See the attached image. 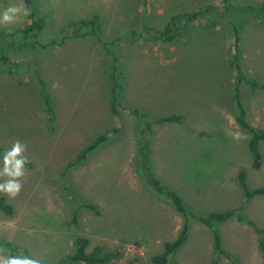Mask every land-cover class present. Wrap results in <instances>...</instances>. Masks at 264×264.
Masks as SVG:
<instances>
[{
	"label": "rangeland",
	"instance_id": "1",
	"mask_svg": "<svg viewBox=\"0 0 264 264\" xmlns=\"http://www.w3.org/2000/svg\"><path fill=\"white\" fill-rule=\"evenodd\" d=\"M35 2L47 19L40 40L56 43L36 50L7 47L6 53L20 63L18 72L0 62V157L16 140L28 145L23 190L14 199L0 193L14 208L13 215L0 209V241L54 262L76 250L78 236H86L89 251L96 245L120 249L114 264L134 258L153 264L165 243L178 238L185 216L149 184L143 170L142 129L151 121L153 172L180 194L188 213V239L169 264L179 258L180 264H212L215 229L224 248L218 262L227 257L229 264H257L264 258V194L246 200L239 181L244 170L250 189L264 187V161L260 169L253 168L251 135L237 121L236 99L238 91L248 121L264 128V88L239 83L229 64L236 25L243 72L264 82V13L234 20L223 16L214 26L200 18L166 41L149 38L145 24L160 28L172 14L208 4L218 5L222 14V0ZM234 3L260 5L264 0ZM21 4L24 0H0V12ZM95 12L101 15L107 45L93 35L67 38L71 21ZM27 23L21 15L14 25L0 28ZM115 54L124 85L118 115L109 100ZM34 69L46 81L55 122L49 120ZM131 108L148 117H137ZM172 114L183 119L155 123ZM114 127L119 131L111 139L81 164L69 166L84 147ZM236 132L243 137L234 140ZM261 151L264 156V143ZM230 210L244 219L217 221L213 228L197 219Z\"/></svg>",
	"mask_w": 264,
	"mask_h": 264
},
{
	"label": "trees",
	"instance_id": "2",
	"mask_svg": "<svg viewBox=\"0 0 264 264\" xmlns=\"http://www.w3.org/2000/svg\"><path fill=\"white\" fill-rule=\"evenodd\" d=\"M144 3H147V0H143ZM222 14H220V8L218 5L208 4L197 11H185L172 14L169 20L160 28L151 27L145 24V29L148 32V37L154 40H166L172 41L175 37L182 34L184 28L187 26L189 22L196 21L200 18H204L211 23L210 25L214 26L217 24L218 19L224 17H229L234 19H239L241 14H245L252 17L251 14L256 12H260V14L264 13V3L260 5L256 4H236L234 0H222ZM24 6L30 9V15L27 16L28 23L22 27L17 29H4L0 28V62L4 63L9 67V71L11 73L16 72L18 68H20V63L14 61L7 53V47H20L28 50H36V49H46L51 44L56 43L54 40L52 43H43L40 40V36L43 30L46 27L47 19L44 15L41 14L40 8L35 0H24ZM237 15V16H236ZM240 23V22H239ZM242 23V22H241ZM71 32L67 34L68 37H86L89 35L95 36L99 41L103 42L104 45H107V42L103 41V28L101 23V15L95 12L88 18H81L77 20H73L70 22ZM238 25V24H237ZM235 40H233L234 51L230 57L229 64L233 69L237 80L239 83L247 82L254 89L256 88H264V82L257 81L255 79H250L246 76L242 69L241 63V37L237 26L235 25ZM66 37V36H65ZM110 72V107L114 114H119V95L120 92L124 91V85L122 82V70L118 66V57L113 55ZM35 71L36 78L39 84V93L46 105V110L48 115L50 116L49 120L51 122H55L56 114L54 112V108L52 105V99L50 92L48 90L47 84L43 76ZM18 72V71H17ZM237 105H238V115L237 121L239 124L250 132L249 139V149L252 156V166L255 169H260L262 167L264 156L261 151V147L264 143V128L256 127L252 123H250L246 116V110L244 105L241 102L238 91L236 94ZM133 114L137 117H148V114L145 112H141L138 108L130 109ZM183 119V115L181 114H172V115H164L155 120V123H164V122H180ZM119 131L117 127L107 130L104 133H101L96 137L94 141L84 147L77 155L76 158L69 163V166H77L81 164L88 156L90 152L95 150L102 143L107 142L111 139V136L116 134ZM154 135L153 123L151 121H147L144 124L142 129V136L144 139L141 141V152H142V167L147 176V180L149 184L158 192L163 193L169 201L174 205V207L185 216V221L183 228L177 239L173 241H169L165 243L164 252L152 257L153 264H169L172 260H174V256L177 253L178 249L184 244V242L188 239V223L186 220L188 219V213L186 206L184 204L183 198L180 194L174 189L170 188L166 184H164L153 172V169L150 164V156H151V148H152V140L150 138ZM147 137V140L145 139ZM2 149L0 148V152ZM239 181L241 186L244 189L245 199L249 200L258 194H264V187L250 189L247 185L246 173L244 170H240L239 172ZM86 206L93 208L91 204H87ZM0 209L8 215H13L14 208L8 203L7 199L4 196H0ZM243 218L244 216L236 213L234 210L225 211V212H212L207 216H198L197 219L202 223L210 227H214L215 222L217 221H225L230 218ZM77 220V212H75L73 217V222L76 223ZM251 223V221H248ZM262 229H259L261 231ZM215 241V256L212 264H218L219 253L224 252V248L222 245V239L218 231L214 230ZM77 248L74 252L63 256L61 259L54 262H44L42 264H114L117 262L122 256V252L120 249L113 250H105L103 246L96 245L92 250H88V246L90 244V240L86 236H78L76 238ZM1 245H4L6 248L10 250L12 255H30L29 251L21 247L17 244H13L10 242H2ZM263 249V245H261ZM139 259L134 258L130 260L127 264H139Z\"/></svg>",
	"mask_w": 264,
	"mask_h": 264
},
{
	"label": "clouds",
	"instance_id": "3",
	"mask_svg": "<svg viewBox=\"0 0 264 264\" xmlns=\"http://www.w3.org/2000/svg\"><path fill=\"white\" fill-rule=\"evenodd\" d=\"M30 15V9L24 5H9L0 12V26L14 25L18 18ZM57 85H53L56 87ZM243 133L233 134L234 140L243 137ZM28 145L19 140L5 149L0 157V193L14 199L23 190V181L26 177V164L28 158L25 155ZM8 249L0 248V264H42V261L29 255H12Z\"/></svg>",
	"mask_w": 264,
	"mask_h": 264
},
{
	"label": "crops",
	"instance_id": "4",
	"mask_svg": "<svg viewBox=\"0 0 264 264\" xmlns=\"http://www.w3.org/2000/svg\"><path fill=\"white\" fill-rule=\"evenodd\" d=\"M187 241V240H186ZM185 241V242H186ZM184 242V243H185ZM183 246V245H182ZM176 255V254H175ZM173 259H175V256H174V258ZM224 260H221L220 259V261L218 262V264H229V260H228V258L226 257V258H223ZM173 261V260H172ZM180 261H182L181 260V258H179V259H176V262L175 263H177V264H180ZM213 263V262H212ZM255 263H257V264H264V258L262 257V255H261V258L259 257L258 259H257V261H255Z\"/></svg>",
	"mask_w": 264,
	"mask_h": 264
}]
</instances>
